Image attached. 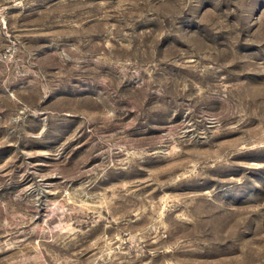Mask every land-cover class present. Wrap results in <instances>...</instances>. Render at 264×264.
<instances>
[{
    "label": "rangeland",
    "instance_id": "1",
    "mask_svg": "<svg viewBox=\"0 0 264 264\" xmlns=\"http://www.w3.org/2000/svg\"><path fill=\"white\" fill-rule=\"evenodd\" d=\"M0 264H264V0H0Z\"/></svg>",
    "mask_w": 264,
    "mask_h": 264
}]
</instances>
